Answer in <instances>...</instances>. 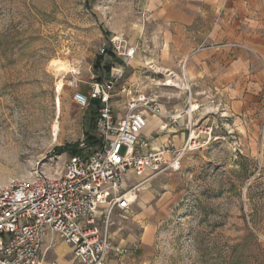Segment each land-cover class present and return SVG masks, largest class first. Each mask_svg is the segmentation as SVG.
I'll list each match as a JSON object with an SVG mask.
<instances>
[{
    "label": "rangeland",
    "instance_id": "374dc122",
    "mask_svg": "<svg viewBox=\"0 0 264 264\" xmlns=\"http://www.w3.org/2000/svg\"><path fill=\"white\" fill-rule=\"evenodd\" d=\"M151 1L0 0V184L40 171L57 175L78 141L94 134L89 109L74 103L71 86L87 93L102 67L120 66L126 82L180 102L183 73L155 67L163 42ZM116 37L135 47L133 59L104 56L97 67L100 48ZM260 58L264 71V52ZM60 67L74 71L59 77ZM244 95L249 99L236 111L229 95L196 97L191 109L201 113L173 149L178 166L126 176L130 208L95 220L97 234L124 249L109 264H264V84H256L254 99ZM112 106L123 115L122 98ZM43 264L78 262L48 235Z\"/></svg>",
    "mask_w": 264,
    "mask_h": 264
},
{
    "label": "built area",
    "instance_id": "2783aa9c",
    "mask_svg": "<svg viewBox=\"0 0 264 264\" xmlns=\"http://www.w3.org/2000/svg\"><path fill=\"white\" fill-rule=\"evenodd\" d=\"M135 52L116 37L102 45L99 56L128 62ZM87 86V93L71 86L73 101L81 109H87L90 101L98 102L93 121L97 143L92 145L85 137L79 140L57 175L40 171L28 180L0 184V264H43L48 235L68 246L78 264H109V256H123L124 249L114 246L106 234L99 236L95 220L130 208L133 190H125L128 174L140 177L178 166L179 152L169 147L140 151L149 148L141 138L147 117L161 120L159 128L165 130L179 126L181 113H163L155 95L126 82L120 66L112 65L109 71L102 67ZM117 98L123 99V115L113 109ZM169 155L175 159L170 161Z\"/></svg>",
    "mask_w": 264,
    "mask_h": 264
},
{
    "label": "crops",
    "instance_id": "0c3cea01",
    "mask_svg": "<svg viewBox=\"0 0 264 264\" xmlns=\"http://www.w3.org/2000/svg\"><path fill=\"white\" fill-rule=\"evenodd\" d=\"M148 4L158 21L156 35L163 42L162 59L155 67L183 73L190 91L189 98L185 89L180 92L179 103L168 102L170 98L164 102L163 93L155 92L163 113H181L179 126L161 130V120L147 117L141 138L149 148L141 150L143 154L159 147L178 149L186 142L190 126L201 113L195 107L186 111L197 102L196 97L222 101L229 95L236 111L248 98L244 92L252 100L256 84H264L258 61L264 52V33L259 36L264 30V0H156ZM164 55L169 61L163 60Z\"/></svg>",
    "mask_w": 264,
    "mask_h": 264
},
{
    "label": "trees",
    "instance_id": "16d2710c",
    "mask_svg": "<svg viewBox=\"0 0 264 264\" xmlns=\"http://www.w3.org/2000/svg\"><path fill=\"white\" fill-rule=\"evenodd\" d=\"M101 59H102V56H99L98 57V63H96V66L98 67V65L100 64L101 62ZM96 67V68H97ZM106 68L105 70L106 71H109V67H104ZM98 106V102L96 101H90L87 109H89V112H90V119L92 121V129L94 131V126H93V121H94V118H95V110ZM85 139L88 143L92 144V145H95L97 143V140L95 138V133L93 135H89V134H85ZM76 147H77V144L75 145V147H73L71 150H70V153L69 154H74L76 152ZM59 152H64V151H59Z\"/></svg>",
    "mask_w": 264,
    "mask_h": 264
},
{
    "label": "bare ground",
    "instance_id": "6f19581e",
    "mask_svg": "<svg viewBox=\"0 0 264 264\" xmlns=\"http://www.w3.org/2000/svg\"><path fill=\"white\" fill-rule=\"evenodd\" d=\"M133 57L131 59H133ZM67 70H68V73H70V72H73L74 71V68H72V67H60V69L57 71L58 72V76L59 77L63 76V74L65 72H67ZM169 83H172V82L170 81ZM57 109H58V113L57 114H59V112H60L59 111V104L57 106ZM191 111H192V109H191ZM58 119H59V116H57V120L54 121L53 124H52V126H51V137H52V141H57L56 139H57V135H58V132H59ZM130 196H131V194H130Z\"/></svg>",
    "mask_w": 264,
    "mask_h": 264
}]
</instances>
